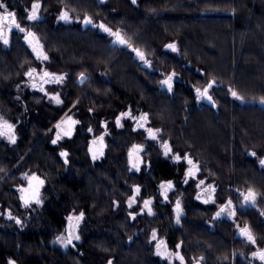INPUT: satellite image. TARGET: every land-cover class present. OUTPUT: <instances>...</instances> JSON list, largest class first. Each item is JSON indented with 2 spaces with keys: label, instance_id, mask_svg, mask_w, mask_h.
Instances as JSON below:
<instances>
[{
  "label": "trees",
  "instance_id": "1",
  "mask_svg": "<svg viewBox=\"0 0 264 264\" xmlns=\"http://www.w3.org/2000/svg\"><path fill=\"white\" fill-rule=\"evenodd\" d=\"M0 2L16 14L21 27L38 35L55 67L71 66L74 72L84 65L93 76L105 73L72 107L68 104L78 94L68 81L57 104L36 96L24 75L35 66V53L23 39L26 33L13 28L9 43L0 41V117L15 125L16 136L15 143L0 136V264L10 259L16 264H180L176 257L168 262L157 255L154 245L164 238L180 251L177 199L186 210H195L190 193H180L185 154L197 164L199 177L226 182L216 185L217 196L249 188L257 193L245 212L257 244L264 246V167L259 163L264 159V105L259 103L264 96V0H39L35 21L27 19L34 0ZM62 10L71 22L57 19ZM85 14L93 25L121 30L151 66L139 67L129 52L115 60L109 35L82 25ZM84 43L97 50L86 52ZM170 43L177 52L165 48ZM173 71L169 92L159 81ZM209 81H215L209 88L215 107L196 99L195 88L203 89ZM229 88L245 101L234 99ZM68 109L79 123L71 137L53 144L51 126ZM122 112L131 115L117 127ZM142 113L148 114L146 126L160 129L156 140L133 126ZM98 135L103 136V155L93 160L89 141ZM163 141L172 149L168 156ZM137 143L143 146L140 171L129 170L127 158L128 147ZM62 151L68 153L67 164ZM176 154L181 162L172 158ZM33 173L45 181L42 203L25 206L19 192L27 188L25 175ZM166 181L173 183L167 199L160 194ZM136 185L140 193L129 208ZM149 198L151 215L141 211ZM81 212L80 240L67 247L52 245L65 235L67 217ZM201 213L190 214V222L200 228L186 224L185 242L213 249L207 257L213 264H230L237 249L230 244L232 233L210 236Z\"/></svg>",
  "mask_w": 264,
  "mask_h": 264
},
{
  "label": "snow or ice",
  "instance_id": "2",
  "mask_svg": "<svg viewBox=\"0 0 264 264\" xmlns=\"http://www.w3.org/2000/svg\"><path fill=\"white\" fill-rule=\"evenodd\" d=\"M133 4H136V0H131ZM41 7V4L39 3V0H34L31 6V10L27 14V19L29 21H35L39 19V9ZM0 9H3L2 12H0V41H2L5 45L9 43L8 39V33L11 32L13 28L18 29L21 33H26L24 36L25 41L29 44L31 47L32 51L36 54L37 59L39 60H47L48 56L47 54L43 51V46L39 43V40L36 36V34L30 30H27L23 27L20 26V24L16 20V14L12 11H8V6L0 2ZM58 20L64 21V22H71V17L67 11H61L59 16L57 17ZM83 24L85 25H93L92 18L88 16L87 14L84 15ZM94 27H98L101 31L107 33L110 37L113 38L112 42L118 45H123L128 48H130L136 56L146 65V66H151V62L146 59V55L143 51H141L139 48L133 47V45L130 43V41L122 34L121 30L116 29L113 30L112 28L106 26L105 24L101 23L99 25H93ZM165 48L170 49L172 52H177V46L175 43H170L165 45ZM37 73V70L35 68H29L27 72L24 73L25 76L29 77L31 80V87L32 88H37L39 87V90L41 92H44L45 89L43 87L44 84H49V83H62L63 80L65 79V76L63 74L57 75L56 73L49 72L47 70H43L39 74V80L40 84L38 85L35 79V74ZM176 76V73L173 71L171 73H168L165 78L161 81H159L160 85L162 87H167L169 92H172L173 90V77ZM81 77V82H83L84 79V73H80ZM215 83V81H209L207 86L204 87L203 89L200 88H195V93H196V99L197 101L200 100H207L209 101L213 107L216 106L215 102L213 101V98L211 95H209V88L212 87V85ZM229 93L230 95L241 102L245 101V97L239 95V93L232 89L229 88ZM46 95L48 93H45ZM51 99L55 100L57 104L62 103L59 94L51 96ZM255 99V98H253ZM259 103L264 105V96H261L259 98ZM130 112H122L120 116L116 118V124L117 127H121V118L124 116H130ZM133 119H136L133 117ZM148 119V114L147 113H142L141 116L138 119L137 127L139 128H144V123ZM79 121L72 119V117H67L66 119H62L60 122L56 124V129H57V136L56 139L52 141L53 144H56L57 141L61 138V136H68L71 137L73 134V128L76 124H78ZM15 125L9 123L8 121L4 120L3 117H0V136H7L8 140L10 143H15L16 142V136H15ZM135 131V129H133ZM89 132L92 131L91 128L88 129ZM148 133V137L152 140H156L157 138V133L160 131V129H152V128H147L146 129ZM98 144L99 147L93 148V145ZM103 136L98 137L96 140H93L90 143L89 146V152L92 154V159L96 160L98 156L103 155ZM163 149V153L165 156H168L171 152L172 149L170 145L168 144L167 141H163L161 145ZM143 150L142 145H137L134 144L132 148L129 149L128 151V163L130 165V169H135L136 171H140V166L143 163L140 152ZM251 155L255 156L256 153H250ZM61 157H64V162L67 164L68 163V153L62 151L60 153ZM175 161L179 162L181 160L180 154H176L175 156L172 157ZM183 159L187 161V163L190 165L188 170L185 172V183H187V177L195 176L196 172L199 171V168L197 165L193 162V160L185 154L183 156ZM261 166H264V159H260L259 161ZM25 178L28 180V187L27 188H21V197L20 199L23 201L25 206H28L30 203L34 202L35 204L39 205L42 203L41 196H40V190L44 186L45 181L41 179L38 175L35 173L29 175H25ZM204 181H200L199 184H197V187L199 188L200 185H202ZM173 188V183L172 181H166L162 182L160 184V189L161 192L160 194L167 199V193L170 189ZM209 190L211 192H215V187L212 185L208 186ZM140 193V187L138 185L133 186V195L129 197L128 199V206L129 208L132 207L134 203H136V197ZM243 195V203L244 204H255L256 198H257V193L249 188L246 194ZM197 199H200V196L197 195ZM209 202H214L213 198L209 196V199L204 200V203H209ZM152 204L151 198L144 200L143 202V208L141 211L143 212L144 209L148 210L149 215L152 214V210L150 205ZM174 211L177 213V223H179L180 220V215L182 212L181 209V203L180 200L177 199L175 209ZM227 213L229 217H234L235 216V209L233 208L232 201L229 199L226 204L221 205L219 208V211L216 213V217L221 216V214ZM130 216H133V213H129ZM261 215L264 216V212H261ZM9 218L10 219H15L17 224H21V220L15 217L11 216V213H9ZM84 218V213L81 212L79 215H69L67 217L68 221V226H67V235H59L56 237L57 243H59L62 247H67L68 245L72 244L73 241H78L80 240V235L78 233V228L80 225L81 220ZM134 218V216H133ZM239 235L242 236L243 238L246 239L251 244L256 243V239L251 232L250 228L245 225L243 228L239 229ZM152 239H156V233L155 230H153L152 234ZM162 246H164V241H159L157 243V255L159 256H169L171 255L170 253L167 252L166 248L164 251H161ZM177 248L180 247V244L176 245ZM176 258L180 260L181 264H184V257L179 254V252L175 253ZM252 257L255 259H258L261 264H264V249H258L257 251L253 252ZM202 259V258H201ZM8 264H16L15 261L9 260ZM108 264H113L111 260L108 261ZM196 264H199V261L196 262Z\"/></svg>",
  "mask_w": 264,
  "mask_h": 264
},
{
  "label": "flooded vegetation",
  "instance_id": "3",
  "mask_svg": "<svg viewBox=\"0 0 264 264\" xmlns=\"http://www.w3.org/2000/svg\"><path fill=\"white\" fill-rule=\"evenodd\" d=\"M82 25H85V24L82 23ZM36 36L39 40V43L43 46V51L48 56L47 60H39V59H37L36 54H35V60H34L35 66L33 68H35L37 70V73L35 74V79H36L37 84L38 85L40 84L39 74L43 70H47L49 72L56 73L57 75L63 74L65 76V79L63 80L62 83L44 84L43 87H44L45 91L41 92L39 90V87H37L35 89L31 87V80L28 77V80H29L28 83H29L30 88L33 90L34 94L40 98L45 97L46 99L51 100V96L59 94L60 99H61V93L64 90V88L66 87L67 82L72 81L73 84L75 85V87L77 88V94L78 95H77L76 99L68 105H70L71 107L74 106L78 102V100H80L83 96L88 94L90 88L92 86H94L93 84L95 82L101 80L102 76H104L105 73L102 71L97 76H93L92 73L88 69L89 67L84 66V65H82L81 67L76 69L74 72H72L71 66L55 67L53 65L50 57H49V55L51 53L48 51H45L44 44L42 43V41L40 40L38 35H36ZM106 38L108 39L109 44L114 48V51H115L114 53L116 55L115 60L117 58H119L121 55L128 54V52H129L132 55L131 56L132 61L138 63L139 67H142V65L146 66L130 48L123 46V45H118V44L113 43L112 42L113 38L110 36L109 37L106 36ZM23 39H24V36H23ZM24 41H25V39H24ZM26 44L29 46V44L27 42H26ZM130 51H132V52H130ZM146 67L148 68V66H146ZM80 73H84L83 82H81ZM164 78H165V76H164ZM165 88H167V87H165ZM45 93H48V94L46 95ZM52 101H55V100L52 99ZM202 101L206 102L207 100H202ZM198 102L199 101H197V103ZM70 110L71 109H68L64 113H62L55 120L54 124L51 126L54 129V139H56V136H57L56 124L58 122H60L62 119H66L69 116L72 117V119H73V116L70 113ZM138 119L133 124V126L135 128L137 127ZM144 125H145L144 128H139V127H137V128H139L140 130H144V131H146L147 128H152L151 126H146L145 123H144ZM145 136L148 137L147 131H146ZM61 137L63 138V137H68V136L62 135ZM98 137H99V135L91 137L89 143H91L93 140H96ZM150 140H152V139H150ZM138 145H140V144H138ZM132 146L128 147L127 158H128V151L130 148H132ZM97 147H99L98 144L93 145V148H97ZM189 167H190V165L187 163L186 160L184 162L180 163V169H181L180 170V193L182 195L186 191L190 193L191 201L194 202L195 210L190 211L191 208H188V210H186V208L184 207V204L180 202L181 203V209H182V212L180 215V243H179L180 244V247H179L180 251H175L173 249V247H171L167 244V242L164 240V238H161L160 240H158V242L164 241V246H162L161 251H164L166 248L167 252L171 254L169 256H164V257H166V260L168 262H172L174 260V257H176L175 253L179 252V254L184 257V264H196L197 261H199V264H213V263H215V260H211V258H209V259L207 258L208 256H210V254L212 255L213 249H212V251L207 252L206 250L208 247L203 245V244L202 245H200V244L195 245L192 248L188 245L187 242H185L184 237H183L184 236L183 235L184 234V228H185L186 224L187 225L192 224V222H190V220L192 219V216L190 214L192 213V215H193V213H199V212L201 213L202 212L200 214V217L199 216L198 217L200 219H202V222L204 225L202 227L206 228V230L210 236L220 235L223 231L227 232L228 230H230V232L232 233V237H229L230 244L232 243V245H234L235 248H237V249H235V252L232 254L233 256H232L231 260H229L230 264H237L238 261H241L244 264H254V262L256 261V263L261 264V262L258 259L253 258L251 254L253 252L257 251L258 249H264V246H259L257 244V241L255 244H251L248 241H246L245 238H243L242 236L239 235V229L243 228L245 225H247L250 228L251 232L253 233L251 227L249 226V224H250L249 223V217L247 216V212H245V210L248 209V207L251 205V203H249V204L243 203V195L242 194H246L247 191H243V190L241 191V190L236 189L235 195H226L225 194V196H217L216 195V192H217L216 185L223 186L224 183H226V182L224 181L221 184H216V181H214V180L209 181L205 178H201V177H199V171L196 172L195 176L187 177V183H185V172L188 170ZM261 167H264V166H261ZM200 181H204V183L202 185H200V187L198 188L197 184H199ZM209 185H212L215 187L214 193L209 190V188H208ZM26 186L28 187V182H26ZM41 193H42V188L40 190V195H41ZM197 195L200 196V199L196 198ZM209 196H211L213 198L214 202H209L207 204L204 203V200L209 199ZM229 199H231L233 208L235 209V216L229 217L227 215V213H223V214H221V216L216 217V213L219 211L220 206L226 204V202ZM199 218H197V220ZM193 219H196V216ZM262 219L264 221V216H262ZM192 225L195 226L196 228L197 227L200 228L199 223H197V222L193 221ZM158 242H156L154 245L156 251H157V243ZM247 256H250L251 259L248 258ZM210 257H212V256H210ZM220 263H228V262L226 261V259H221ZM180 264H181V262H180Z\"/></svg>",
  "mask_w": 264,
  "mask_h": 264
},
{
  "label": "rangeland",
  "instance_id": "4",
  "mask_svg": "<svg viewBox=\"0 0 264 264\" xmlns=\"http://www.w3.org/2000/svg\"><path fill=\"white\" fill-rule=\"evenodd\" d=\"M12 31V30H11ZM10 33L11 32H9L8 33V38H9V35H10ZM74 42V41H73ZM81 46L86 50V52H94V51H96L97 49L96 48H91V46L90 45H87L86 43H84V45H82L81 44ZM164 106V105H163ZM210 126H209V124H207V126H206V130L209 132V131H211V129L209 128ZM3 138H6L5 136H3ZM22 188H25V186H23ZM20 194H21V192H19ZM66 232H65V236L67 235V229L65 230ZM57 242H55V241H53L52 242V245L54 244H56Z\"/></svg>",
  "mask_w": 264,
  "mask_h": 264
},
{
  "label": "water",
  "instance_id": "5",
  "mask_svg": "<svg viewBox=\"0 0 264 264\" xmlns=\"http://www.w3.org/2000/svg\"><path fill=\"white\" fill-rule=\"evenodd\" d=\"M27 182H28V180H27Z\"/></svg>",
  "mask_w": 264,
  "mask_h": 264
}]
</instances>
